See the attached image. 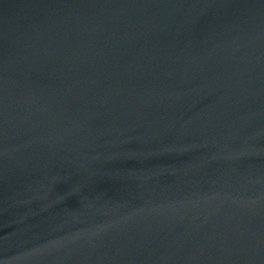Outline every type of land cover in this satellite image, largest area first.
Returning a JSON list of instances; mask_svg holds the SVG:
<instances>
[{
  "label": "water",
  "instance_id": "water-1",
  "mask_svg": "<svg viewBox=\"0 0 264 264\" xmlns=\"http://www.w3.org/2000/svg\"><path fill=\"white\" fill-rule=\"evenodd\" d=\"M0 264H264V0H0Z\"/></svg>",
  "mask_w": 264,
  "mask_h": 264
}]
</instances>
